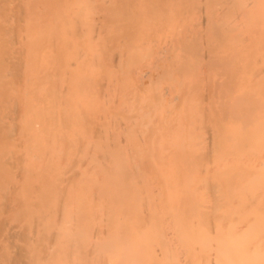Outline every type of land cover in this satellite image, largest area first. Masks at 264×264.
Here are the masks:
<instances>
[{"label": "bare ground", "instance_id": "1", "mask_svg": "<svg viewBox=\"0 0 264 264\" xmlns=\"http://www.w3.org/2000/svg\"><path fill=\"white\" fill-rule=\"evenodd\" d=\"M232 52L264 83V0H0V264H264Z\"/></svg>", "mask_w": 264, "mask_h": 264}, {"label": "rangeland", "instance_id": "2", "mask_svg": "<svg viewBox=\"0 0 264 264\" xmlns=\"http://www.w3.org/2000/svg\"><path fill=\"white\" fill-rule=\"evenodd\" d=\"M242 27V26H238ZM236 27V28H238ZM243 29V28H242ZM237 35V34H236ZM239 39V37H238ZM238 42V41H237ZM249 42H245L243 45V50L248 49L247 46ZM241 53H236V55H233V52L229 55L230 56V62L228 65L231 66V73L226 75L223 80H216V70H212L210 72V66L209 65H203V67H200V74L203 76V79L201 80V86L200 89L205 93L206 95L210 92H212L213 97L215 96V84L219 85V89L223 90V96L225 99H220L219 96H216L215 99H217V102H219L218 106L215 107V116L221 117L226 116L227 114V108L230 104H232L234 101L231 100V93L229 88L234 84L235 87L239 84H242L243 78L249 73H251L247 68L249 57H246L243 59L244 55H240ZM227 65V66H228ZM227 66L222 69V74H225L229 71L227 70ZM213 75V76H212ZM243 86V89L238 90L235 95L240 93V96H243V99L241 101H237L236 106H240V110L243 112L241 115L245 117V119L250 121L255 120H262L264 121V111L260 112V109L262 108V105H264V95L262 92L264 91V83L261 84H253L251 86ZM214 98H211V101L215 102ZM209 101H205V104L208 105ZM216 103V102H215ZM215 106V105H214ZM213 106V107H214ZM203 126L208 127L211 129L213 127L212 122L205 123ZM208 133V132H207Z\"/></svg>", "mask_w": 264, "mask_h": 264}]
</instances>
